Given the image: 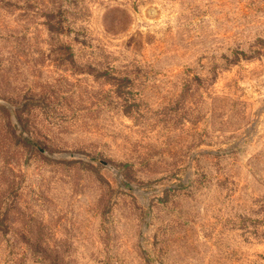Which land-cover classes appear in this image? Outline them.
Segmentation results:
<instances>
[{"label":"rangeland","instance_id":"1","mask_svg":"<svg viewBox=\"0 0 264 264\" xmlns=\"http://www.w3.org/2000/svg\"><path fill=\"white\" fill-rule=\"evenodd\" d=\"M0 264H264V0H0Z\"/></svg>","mask_w":264,"mask_h":264}]
</instances>
